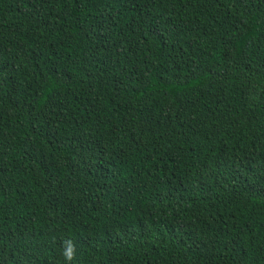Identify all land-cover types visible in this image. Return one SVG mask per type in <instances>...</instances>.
Instances as JSON below:
<instances>
[{
    "label": "trees",
    "instance_id": "trees-1",
    "mask_svg": "<svg viewBox=\"0 0 264 264\" xmlns=\"http://www.w3.org/2000/svg\"><path fill=\"white\" fill-rule=\"evenodd\" d=\"M264 264V0H0V264Z\"/></svg>",
    "mask_w": 264,
    "mask_h": 264
},
{
    "label": "clouds",
    "instance_id": "clouds-1",
    "mask_svg": "<svg viewBox=\"0 0 264 264\" xmlns=\"http://www.w3.org/2000/svg\"><path fill=\"white\" fill-rule=\"evenodd\" d=\"M61 256L65 264H71L76 257V245L74 241L66 239L62 242Z\"/></svg>",
    "mask_w": 264,
    "mask_h": 264
}]
</instances>
